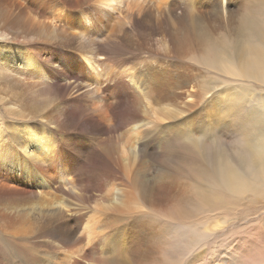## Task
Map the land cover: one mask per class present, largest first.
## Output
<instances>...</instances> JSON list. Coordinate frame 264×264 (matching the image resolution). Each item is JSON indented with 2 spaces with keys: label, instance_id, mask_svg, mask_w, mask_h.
Segmentation results:
<instances>
[{
  "label": "bare ground",
  "instance_id": "bare-ground-1",
  "mask_svg": "<svg viewBox=\"0 0 264 264\" xmlns=\"http://www.w3.org/2000/svg\"><path fill=\"white\" fill-rule=\"evenodd\" d=\"M244 4L243 0H0V77L19 75L33 84L32 89L50 92L54 78L57 79L55 74L60 72L62 61H65L69 68L78 67L77 73L74 76L63 73L66 81L53 93L61 101L55 102L56 98H52L53 105L47 113L55 109L56 103H62L66 106L57 115L66 119L67 106L81 100L88 107L94 106L90 118L95 122H108L104 116L108 109L112 132L123 130L115 142L102 148L111 168L106 171L110 181L105 185L104 197L94 205L84 206L66 203L61 196L49 197L54 195L52 185L55 181L53 179L51 185L42 173L51 161L54 148L47 135L41 134L42 130L35 132L26 125L19 126L24 130V137H15L18 148L7 144L9 150L3 154L7 158H0V163L5 161L1 172L14 180L9 185L11 190L0 193V240L4 247L0 252V264H84L86 261L87 264H163L166 253L185 250L189 254L193 248L186 242L180 244L181 240L178 242L173 237V233L181 230L155 220L157 217L148 218V207L186 208L181 199L172 203L163 199V180L157 176H165L169 168H173L172 177L182 171L191 177L199 176L205 189L195 188L194 191L201 198L211 197L210 202L219 198L218 194L214 195L215 190L234 196L245 192L260 193L264 182V99L257 100L254 110L240 119L245 125V139L238 157L218 156L214 158V161L219 159L216 167L209 166L207 154L211 149L207 151L200 142L191 147L194 153L183 158L176 154L172 163L167 159L157 175L142 162L141 153L136 156L140 114L129 106L130 96L146 100L148 105H156L168 97L178 108L176 105L170 109L159 106L166 118L181 111L183 107L179 104L185 108L197 107L202 72L200 67L185 62L190 56L198 57L197 62L205 64L209 70L214 65L236 70L229 56L235 54L237 58L245 54L248 58L243 62L242 71L251 79L264 83V57H261L264 32L256 21L248 26L250 19L243 9ZM216 30L222 32L219 38H214ZM230 36L234 38L232 45L226 41ZM35 44L44 47H32ZM24 46L29 47L25 49ZM45 50L50 53L42 56ZM138 54H156L157 65H148L141 76L127 71L113 78L106 76L105 67L112 60L128 61ZM211 54L219 56L214 60ZM57 57L61 61L52 64ZM51 64L53 68L48 70L46 66ZM90 76L100 77L99 84L96 82L99 86L84 90L93 83H83L84 78ZM242 92L236 90L232 96L230 91L226 92L229 100L220 106L223 114L215 119L217 125H228L223 119L224 112L237 107ZM29 93L37 98L36 91ZM34 105L15 111L14 118L48 117L43 109ZM118 114L119 120H116ZM204 122L198 125L193 119L174 118L166 130L177 134L174 139L187 140L194 137V132L204 135L199 128L215 129L209 121ZM102 127L109 131L106 125ZM166 134L158 138L172 141L164 136ZM232 163L238 164L235 167ZM175 183L171 187L166 182L164 190L167 188L166 193L177 198L171 193L173 187H177ZM12 190L35 194L17 198ZM64 203L67 210H63ZM51 207L54 209L50 210ZM176 211L177 208L174 212L178 219L188 216L186 211ZM62 244L66 247L61 248ZM11 250L16 252L18 261L12 257Z\"/></svg>",
  "mask_w": 264,
  "mask_h": 264
},
{
  "label": "rangeland",
  "instance_id": "rangeland-1",
  "mask_svg": "<svg viewBox=\"0 0 264 264\" xmlns=\"http://www.w3.org/2000/svg\"><path fill=\"white\" fill-rule=\"evenodd\" d=\"M243 2H245L243 9L251 20V22L248 20V26L251 27L253 25L252 22L256 21L260 25V30L264 32V0H243ZM215 32H217V35L214 38H219L222 32L220 30H216ZM222 37L225 38L224 35ZM230 39L226 41L232 45L234 38L230 36ZM259 44L261 45L260 42ZM33 46L37 49L44 47V45L36 44ZM24 47L27 49L29 46ZM57 50L60 51L59 48ZM35 52L37 55H40L38 54V50L35 49ZM49 53V51L45 50L42 56ZM248 54H251V52H248ZM211 55L215 56L214 60L219 56L218 54ZM236 56L235 54L233 57L229 56V60L233 61L231 66L236 70H232L229 67L220 68L214 65L210 71L205 64L197 62L198 57L190 56L187 58L185 62L201 68V98L198 101L197 107L192 109L193 105L185 108L179 104L180 108H183L177 113L178 115L173 113L171 117L166 118L165 111L159 108V106H163L170 109L176 105L168 97L156 105L151 103L148 105L146 100L130 96L129 106L136 109L140 114V119L137 123L136 156L141 153L142 162L145 165H149V169H151L153 174H158V170L167 163V159L172 163L176 154L183 158L190 153H194L191 147L200 142L205 145L207 151L211 149V152L207 154L210 157L207 162L212 167H216L219 161V159L214 161L215 157H229L230 154L233 157H238L241 154L242 151L239 147L245 139V125H243V121L240 119H245V114L250 110H254L257 100L264 99V83L251 79L242 71L243 62L248 58L247 55L239 54L237 58ZM261 57H264V54H261ZM57 58L55 63L52 64L56 65L61 61L59 57ZM62 62L63 66L60 72L55 74L57 79L54 78V85L49 90L50 92L41 93L39 88L32 89L33 84H30L29 80L22 79L19 75L0 77V148L5 146L0 151V158L1 160L7 158L3 155L9 150L6 146L7 144L18 148V143H15V137L18 139L24 137V130L19 126L26 125L35 132L42 130L41 134L47 135L51 141V146L54 148L51 161L42 173V176L51 185L53 183L52 180L54 179L55 181L52 185L54 188V190L52 189V194L54 195L49 197L52 198L55 195L61 196L66 203L72 205H94L102 200L105 195V185L107 181H110L106 171L111 168L108 162L105 161L106 158L103 155L102 148L110 142H115L118 134L123 130L112 132L113 122H111V111L109 112L108 109L104 113V116H107L108 122L104 124L102 120L101 122H95V120L90 118L92 116L90 112L94 109V106L88 107L81 100L77 103H70L67 106L68 113L64 109L67 113L66 119H60L61 116L57 115L58 111H61V108L66 106L62 103H54L55 109L47 113L51 105H53L51 103L52 98H56L53 93L58 92L62 82L66 81L63 78V73L67 72L69 76H74L77 73L78 67L72 66L69 68V65L65 61ZM157 63L158 58L156 54H138L135 58L128 59V61L114 59L110 65L105 67V74L113 78L115 74L117 76L125 75L127 71L126 73L141 76L140 74L145 71L148 65H157ZM52 64L46 66L48 70H52ZM17 67L21 66L18 65ZM5 77L8 78L6 79ZM94 77L97 78L96 81L92 80ZM99 79L100 77L98 76L84 78V84L93 82L90 86H86L84 90H94L97 88L99 86H97V83L99 84L100 82ZM124 80L127 81L128 78L124 77ZM236 90H243L244 92H242V96L237 101V107L224 112L225 118L223 117V119L227 121L228 125L220 127V124L217 125L215 119L220 118L223 114L222 108H220L221 104L225 100H229L228 96H226L229 93L226 92L230 91V96H232ZM35 91L37 98H34L29 93ZM56 101L60 102L61 99L56 98ZM34 103V107L38 106V108L43 109L45 115L48 117L42 118L41 115H36L38 119L29 118V116L24 117L25 119L19 116L14 118L15 115L13 113L15 111L19 112L20 109H30ZM176 107L178 108L177 105ZM121 108L120 111L122 110ZM201 113L202 115H200ZM174 118L193 119L198 125L204 124V121H209L214 125L215 129L211 131L210 129L199 128L200 132L204 133V135L201 136L200 133L194 132V137L190 139H174L177 134L172 130H166V127L171 126ZM116 120H119V114ZM221 121L223 120H220V123H222ZM103 125H106L109 131L103 128ZM164 132L167 133L164 136L172 141H162L161 138H158ZM251 133L252 131H249V135ZM191 139L193 140L190 141ZM235 142H238V144L234 145L233 143ZM240 142L242 143L240 144ZM236 164L238 163L233 164V166L236 167ZM4 166L5 161L0 163V193H4L10 189L9 185L14 181L1 172ZM169 169V173H164L165 176H157L163 180L161 186L164 198L161 196L156 197L159 199L163 198L168 203H172L175 199H181L186 208L148 207L150 215L148 218L155 219L157 217L155 220L159 219L158 221L166 222L174 226L177 231L181 230V232L173 233V237L177 241L180 239V244L184 242H186L185 244L188 243L193 249L189 250V254L185 250L179 251V253L172 252L169 255L166 253L164 258L165 263L163 264H264V182L262 187H260L261 191L258 195L254 192H245L238 196L225 195L221 192L217 193L215 190L214 195L218 194L217 197L219 198L213 199L214 202L212 200L210 202L211 197L201 198V195L197 191H194L195 188L201 191L205 189L203 180L199 176L193 175L191 177L189 173L182 171V174L172 177L170 172L173 168ZM166 182L171 187L172 183L176 182L175 185L177 187L171 188V193L173 192L177 198L166 193L168 192L167 188L166 191L164 190ZM12 191L16 192L15 194L18 193V196L13 194L17 198L19 196L35 194L31 191L28 193H19L22 190ZM209 193L212 195L211 191ZM198 201L200 202L198 203ZM62 207H64L63 210H67L65 203ZM176 208L177 211L183 210L188 212V216H185L186 218L184 217L183 219L176 218L177 214L174 212ZM187 208L192 211V214ZM52 209L54 208L51 207L50 210ZM142 209L144 210V208ZM187 218L190 220H187ZM182 229H186L188 236L183 235L186 232ZM65 247V245H61V248ZM1 248L4 249L3 243L0 240V252ZM11 252L13 253L12 257L14 260L18 261L19 258L16 256V252L14 250H11ZM87 263L88 261L84 264Z\"/></svg>",
  "mask_w": 264,
  "mask_h": 264
}]
</instances>
